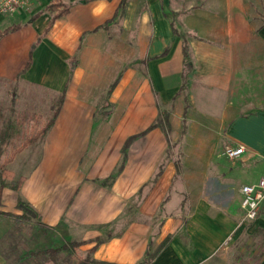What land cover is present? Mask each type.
<instances>
[{
    "label": "crops",
    "instance_id": "crops-1",
    "mask_svg": "<svg viewBox=\"0 0 264 264\" xmlns=\"http://www.w3.org/2000/svg\"><path fill=\"white\" fill-rule=\"evenodd\" d=\"M120 1L65 0L47 33L52 0L0 16V33L17 26L0 37V139L7 117L17 135L36 131L63 98L7 167L23 183L1 193L14 219L0 217V264H77L90 250L137 264L166 240L150 264H264V212L245 222L240 209L262 177L238 180L264 161V0ZM19 201L37 219L15 220ZM68 242L72 255H33Z\"/></svg>",
    "mask_w": 264,
    "mask_h": 264
},
{
    "label": "trees",
    "instance_id": "trees-1",
    "mask_svg": "<svg viewBox=\"0 0 264 264\" xmlns=\"http://www.w3.org/2000/svg\"><path fill=\"white\" fill-rule=\"evenodd\" d=\"M127 1L128 0H121L120 1V4L118 6V11L119 10L120 11L125 10L126 5H127ZM45 11L51 15V19H50V21H49V23H48V25L44 31V33H47L52 28V26L56 20L60 19L61 17L65 16L68 13L69 6H68V4L65 3V0H52V2L46 7ZM116 16H117V13L115 14V17ZM16 28H17V26L8 28L4 32L0 33V37L3 36L4 34H7L11 31L15 30ZM183 55H184V58L186 59L187 58L186 46L183 47ZM61 99H63V98H61ZM61 99H60V102H61ZM60 102H58L55 110H53V114H52L51 119L47 123H45L40 129H38V130L32 132L30 135L26 136L21 141V143L13 151H11L9 154L7 153L5 158L2 160L4 145L7 142H9L10 137L12 135V128H13L12 127V124H13L12 120H10L7 117V131H6L5 136L2 134V139H0V204H1V193H2V190L4 188H9L12 191L17 192L23 183V178H18V179L14 178L12 172H10V170L7 168L8 165L12 162L13 158L19 152H21L27 146L35 143L36 141H38L39 139H41L45 136V134L48 132V130L52 126V124L56 118V115L58 113V110L60 109V105H61ZM0 112H2V111H0ZM164 119H166L165 116H164ZM159 121H158L159 124H161V121H163V120L160 119ZM155 126L156 125H154V127ZM4 137H6V138H4ZM18 207L23 210V215L20 216V218H15V220L19 219V221H22V220H27L28 218H31V217H35V219H37V215L35 214V212L26 203L19 201ZM2 216L12 217L14 219V216L0 212V217H2ZM106 238L109 239L110 235L106 234ZM104 240H105V238L104 239L102 238L101 240H99L98 243H102V242H104ZM166 244H167V240L161 242L155 251L148 253L146 255L145 259L142 262L137 263V264H150L157 257L159 252L166 246ZM79 245L80 244L76 243V242H68V243L64 244L63 246H61L57 249H51V250L48 249V250L37 252L33 255L39 256V257L54 258L61 251L67 252V253L72 255L77 250ZM91 255H92V250H90L88 252L87 259H85L83 261H78L77 264H108V263H104V262H98V261H95V260L89 258V256H91Z\"/></svg>",
    "mask_w": 264,
    "mask_h": 264
},
{
    "label": "built area",
    "instance_id": "built-area-1",
    "mask_svg": "<svg viewBox=\"0 0 264 264\" xmlns=\"http://www.w3.org/2000/svg\"><path fill=\"white\" fill-rule=\"evenodd\" d=\"M37 0H0V16L13 17L16 14H24L31 10ZM245 149L243 146L237 148H227L224 155L231 161H235L243 156ZM241 200L240 209L243 212L245 222H253L264 209L261 208L264 202V179H260L256 184L244 185L240 189Z\"/></svg>",
    "mask_w": 264,
    "mask_h": 264
},
{
    "label": "rangeland",
    "instance_id": "rangeland-1",
    "mask_svg": "<svg viewBox=\"0 0 264 264\" xmlns=\"http://www.w3.org/2000/svg\"><path fill=\"white\" fill-rule=\"evenodd\" d=\"M178 2V4L180 5V2H188L189 4L191 0H175ZM196 1V0H195ZM196 3H199L198 1H196ZM184 4V3H183ZM144 4L143 2H140L138 4V7L140 8V10H142V7L144 8ZM185 7V5H184ZM184 14V11L182 12ZM122 16V15H121ZM123 18L121 19V17L118 19V21H122ZM138 22L137 18H134V24L136 25V23ZM18 118H21L20 116H18ZM18 128V126H17ZM20 128V132L16 133L15 129H13L12 131V139L9 141L8 143V147L6 149V152H8V154L13 151L20 143L21 141L28 135H30L33 131L34 128L33 127H29L27 126L26 128ZM260 177L264 178V161H259L256 162L255 164H251L249 167L244 168V170L240 171L238 180L240 181V184H249V183H253L254 181H256L257 179H259ZM264 212V209L262 210V212L260 211V214ZM259 214V215H260ZM45 244H42L40 246V248H48V247H54V246H58V243H51V242H44Z\"/></svg>",
    "mask_w": 264,
    "mask_h": 264
},
{
    "label": "water",
    "instance_id": "water-1",
    "mask_svg": "<svg viewBox=\"0 0 264 264\" xmlns=\"http://www.w3.org/2000/svg\"><path fill=\"white\" fill-rule=\"evenodd\" d=\"M263 205H264V202H262V204H261V208H262Z\"/></svg>",
    "mask_w": 264,
    "mask_h": 264
}]
</instances>
